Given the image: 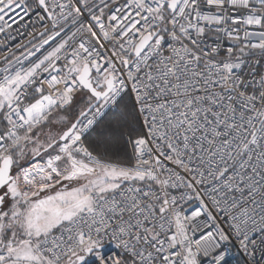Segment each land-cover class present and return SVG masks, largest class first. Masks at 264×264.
Returning a JSON list of instances; mask_svg holds the SVG:
<instances>
[{
	"label": "snow or ice",
	"instance_id": "snow-or-ice-1",
	"mask_svg": "<svg viewBox=\"0 0 264 264\" xmlns=\"http://www.w3.org/2000/svg\"><path fill=\"white\" fill-rule=\"evenodd\" d=\"M0 264H264V0H0Z\"/></svg>",
	"mask_w": 264,
	"mask_h": 264
},
{
	"label": "built area",
	"instance_id": "built-area-1",
	"mask_svg": "<svg viewBox=\"0 0 264 264\" xmlns=\"http://www.w3.org/2000/svg\"><path fill=\"white\" fill-rule=\"evenodd\" d=\"M106 251H111V248L106 249Z\"/></svg>",
	"mask_w": 264,
	"mask_h": 264
}]
</instances>
